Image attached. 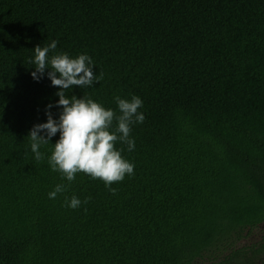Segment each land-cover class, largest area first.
<instances>
[{
  "label": "trees",
  "instance_id": "16d2710c",
  "mask_svg": "<svg viewBox=\"0 0 264 264\" xmlns=\"http://www.w3.org/2000/svg\"><path fill=\"white\" fill-rule=\"evenodd\" d=\"M52 41L103 74L67 96L143 101L115 194L51 170L59 133L31 151L62 111L31 75ZM0 264H264V0H0Z\"/></svg>",
  "mask_w": 264,
  "mask_h": 264
},
{
  "label": "clouds",
  "instance_id": "9594fccd",
  "mask_svg": "<svg viewBox=\"0 0 264 264\" xmlns=\"http://www.w3.org/2000/svg\"><path fill=\"white\" fill-rule=\"evenodd\" d=\"M56 47L57 41L35 47L34 60L30 61L35 65V71L31 73L34 80L39 81L48 70L51 86L60 89L55 94L59 97L55 107L62 109L59 118L54 119L49 111L54 105L47 106V122L35 125L28 134L31 151L36 161L44 160L41 146L51 144L52 138L59 133L48 158L51 170L59 172L69 183L75 180L78 173L86 174L94 180L103 181L105 187L115 194L116 190L111 185L122 182L126 175H134L135 168L133 163L122 158L123 149L117 150L115 145L125 144L128 151L134 150L131 126L145 120L143 113L138 111L143 101L135 95L130 100L115 97L120 113L117 115L112 109H105L88 97L67 96V90L73 87L89 88L99 83L103 74L97 76L92 58L87 54L70 58L67 53H59L49 57ZM114 121L116 127L110 131ZM65 191L67 187L64 184H57L48 195L50 199H55L58 193ZM87 202L84 201L85 204ZM65 204L76 209L81 206V201L73 196L70 200L66 199Z\"/></svg>",
  "mask_w": 264,
  "mask_h": 264
}]
</instances>
